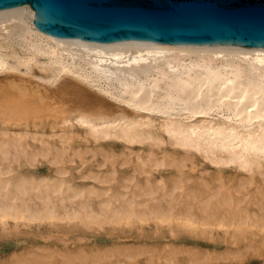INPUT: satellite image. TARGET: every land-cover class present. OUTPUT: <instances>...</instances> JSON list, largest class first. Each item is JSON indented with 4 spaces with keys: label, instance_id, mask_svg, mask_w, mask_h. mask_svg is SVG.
Segmentation results:
<instances>
[{
    "label": "bare ground",
    "instance_id": "bare-ground-1",
    "mask_svg": "<svg viewBox=\"0 0 264 264\" xmlns=\"http://www.w3.org/2000/svg\"><path fill=\"white\" fill-rule=\"evenodd\" d=\"M262 106L264 50L78 40L38 28L25 5L1 10L0 227L154 220L264 233ZM88 153L111 163L92 186L61 167L49 177L19 169ZM118 163L133 164L122 180ZM169 167L174 176L154 175Z\"/></svg>",
    "mask_w": 264,
    "mask_h": 264
},
{
    "label": "rangeland",
    "instance_id": "rangeland-1",
    "mask_svg": "<svg viewBox=\"0 0 264 264\" xmlns=\"http://www.w3.org/2000/svg\"><path fill=\"white\" fill-rule=\"evenodd\" d=\"M113 149L123 156L122 145ZM99 154L88 153L84 162L75 156L63 164L42 159L35 166L22 165L19 169L28 168L37 177H49L56 176L61 167L68 170L66 176L77 184L92 186L96 183L90 174H111V163H103L104 156ZM199 160V169L208 172L204 175L214 177L216 170ZM126 164H117L121 180L133 171V164ZM161 172L167 176L176 174L175 168L169 167L154 171V175ZM224 174L234 180L239 178L231 170ZM121 180L116 182L117 186ZM33 222L0 227V264H16L23 258H29V264H264V233L255 228L237 239L233 233L226 234L217 228L190 232L181 225H160L154 220L125 226L107 223L100 229L74 220H60L62 224Z\"/></svg>",
    "mask_w": 264,
    "mask_h": 264
},
{
    "label": "water",
    "instance_id": "water-1",
    "mask_svg": "<svg viewBox=\"0 0 264 264\" xmlns=\"http://www.w3.org/2000/svg\"><path fill=\"white\" fill-rule=\"evenodd\" d=\"M51 34L122 44L264 50V0H0Z\"/></svg>",
    "mask_w": 264,
    "mask_h": 264
},
{
    "label": "snow or ice",
    "instance_id": "snow-or-ice-1",
    "mask_svg": "<svg viewBox=\"0 0 264 264\" xmlns=\"http://www.w3.org/2000/svg\"><path fill=\"white\" fill-rule=\"evenodd\" d=\"M262 107H264V106H262ZM261 150L264 151V146H262V149Z\"/></svg>",
    "mask_w": 264,
    "mask_h": 264
}]
</instances>
